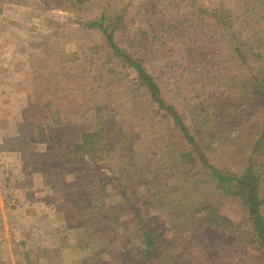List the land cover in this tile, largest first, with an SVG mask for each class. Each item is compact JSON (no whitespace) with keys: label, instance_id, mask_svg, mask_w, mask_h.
Wrapping results in <instances>:
<instances>
[{"label":"rangeland","instance_id":"374dc122","mask_svg":"<svg viewBox=\"0 0 264 264\" xmlns=\"http://www.w3.org/2000/svg\"><path fill=\"white\" fill-rule=\"evenodd\" d=\"M101 22L199 152L88 28ZM262 80L264 0H0L2 203L36 214L29 240L11 232L13 260L264 264L243 192L198 158L236 178L252 159L264 174ZM87 133L94 147L77 148Z\"/></svg>","mask_w":264,"mask_h":264},{"label":"trees","instance_id":"16d2710c","mask_svg":"<svg viewBox=\"0 0 264 264\" xmlns=\"http://www.w3.org/2000/svg\"><path fill=\"white\" fill-rule=\"evenodd\" d=\"M88 28L99 30V32L105 37L107 45H109V47L113 51V54L136 72L141 85L148 91L152 101L156 105H158L160 110L165 111L176 122L177 126H179L181 132L184 134L188 142H190L193 145L196 152H199L198 145L192 139V137L188 135V132L181 123L180 117L177 111L175 110V108L172 107L171 105L166 104V102L162 98L160 88L158 87L155 80L143 69L140 63L131 59L119 47H117L113 38L114 29H109L108 27H104L103 22L92 23L88 25ZM259 88L264 89L263 80L261 81V85L258 87V90ZM93 137H95V133L84 134L81 146H77V148L79 147L86 148L87 146L94 147V144L89 143V140L92 139ZM263 143H264V135L259 141L256 142L255 146L261 147L263 146ZM198 158L200 159V162L202 163L203 167L209 170L210 176L214 178V180H216L218 183H222V182L234 183L237 185L239 189H241V191L243 192L242 195L244 194L243 196L248 210V217L250 222L249 230L251 233H254L256 239L258 240V243L263 249V255H264V216L262 215L261 212L262 206L264 205V199H262V197H264L263 196L264 174H262L261 171L259 172V170L256 169L257 163L252 162V159L248 160L247 164L249 165V167L247 168L246 173L242 177L236 178L233 175L232 176L222 175L217 169L209 165L206 157L203 154L198 153ZM200 208L202 209L200 210L197 209L196 211L197 214H200L202 211H206V210L215 212V209L212 207L201 206ZM200 223H201V227L205 226L212 230H216V228L220 229V227L224 225L223 222H218L215 224L205 219L201 220ZM226 223H228V221L225 222V225ZM232 226H234L233 223ZM237 228H235L234 232H237ZM142 233L145 236L146 242L149 245H152L151 237L148 235L145 226L142 227Z\"/></svg>","mask_w":264,"mask_h":264},{"label":"crops","instance_id":"0c3cea01","mask_svg":"<svg viewBox=\"0 0 264 264\" xmlns=\"http://www.w3.org/2000/svg\"><path fill=\"white\" fill-rule=\"evenodd\" d=\"M1 154H3V152H0V155ZM6 175H8V172ZM1 195L2 191H0V264H19L18 262L13 260L12 237L10 234L13 230H19L18 233L23 235L21 237L22 240L24 239V237V240H29V236H31V231L34 230V228L31 229L28 225L29 219H31L32 216L33 218L36 217V214L33 211L13 210L12 212H9L7 210H4ZM20 245L23 244L20 243ZM33 249L40 250L38 248ZM40 256L42 258V255ZM40 256L38 255V258L33 256L32 258L40 262L42 260L39 258Z\"/></svg>","mask_w":264,"mask_h":264}]
</instances>
